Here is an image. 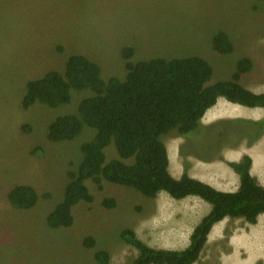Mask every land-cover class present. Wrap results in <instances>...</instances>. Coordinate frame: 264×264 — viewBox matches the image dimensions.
I'll use <instances>...</instances> for the list:
<instances>
[{"label":"rangeland","instance_id":"obj_1","mask_svg":"<svg viewBox=\"0 0 264 264\" xmlns=\"http://www.w3.org/2000/svg\"><path fill=\"white\" fill-rule=\"evenodd\" d=\"M220 31L228 34L232 52L215 50L213 39ZM125 48L133 49L134 63L201 57L213 67L209 84L232 80L239 62L249 59L253 66L241 84L264 93V1L0 0V264H99L94 257L98 250L110 254L111 264H128L139 251L122 239L125 229L153 248L189 246L191 221L187 225L183 213L196 200L195 219L203 218L207 211L200 197L176 201L161 194L150 198L132 187L104 181L99 189L86 180L94 201H80L73 208V225L53 228L47 221L64 200L70 174L78 173L81 145L97 134L85 125L74 140L53 142L49 127L60 116L79 115L81 102L93 92L73 90L69 104L51 107L37 102L25 110L27 83L49 71L64 73L67 60L77 53L99 64L104 80H125ZM242 125L226 122L197 135L192 132L188 148L205 154L202 145L207 140H217L213 145L220 147L224 135L232 136L227 132ZM247 128L252 130V125ZM174 134L162 140L171 144ZM107 156L120 158L114 146L107 149ZM217 156L221 158L220 148L209 157ZM16 185L36 190L39 199L33 208L10 204L8 194ZM106 197L116 199L114 209L102 206ZM244 224L225 219L221 224L225 231L208 237L195 264H222L233 253L230 236L239 235ZM87 237L96 240L94 248L85 246ZM246 254L250 253L240 251L244 259Z\"/></svg>","mask_w":264,"mask_h":264},{"label":"trees","instance_id":"obj_2","mask_svg":"<svg viewBox=\"0 0 264 264\" xmlns=\"http://www.w3.org/2000/svg\"><path fill=\"white\" fill-rule=\"evenodd\" d=\"M213 46L221 53H230L234 48L223 31L215 35ZM123 56L128 68L125 80L117 77L104 80L99 64L77 53L67 60L64 73L49 71L27 83L22 101L25 110L37 102L51 107L69 104L73 90L93 92V96L81 102L79 115L60 116L49 127L48 136L53 142L74 140L85 125L96 129L97 134L81 145L83 158L78 173L70 174L64 200L48 216V224L53 228L71 226L75 221L73 208L80 201H94L86 180L99 189L104 181L132 187L150 198H156L160 192L179 200L197 196L212 209L195 227L185 249H156L131 229L121 233L122 239L139 251L138 257L128 264H195L217 223L227 218L257 223L264 214V186L252 176L249 156L229 164L240 177V187L235 192L220 191L190 177L187 170L176 179L169 171L168 149L162 137L173 132L181 136L200 132L202 118L220 97L234 104L264 108V93H255L241 84L242 76L253 66L249 59L239 62L232 80L209 84L213 67L198 56L134 63L132 48H125ZM251 125L261 134L264 118ZM110 146L115 147L120 158H108ZM38 199V193L29 185H16L8 194L10 204L20 209L33 208ZM101 204L114 209L117 201L106 197ZM84 244L94 248L96 240L87 237ZM94 257L99 264H111L110 254L105 250L96 251Z\"/></svg>","mask_w":264,"mask_h":264},{"label":"crops","instance_id":"obj_3","mask_svg":"<svg viewBox=\"0 0 264 264\" xmlns=\"http://www.w3.org/2000/svg\"><path fill=\"white\" fill-rule=\"evenodd\" d=\"M263 118L264 108L262 107H246L231 103L226 98L220 97L216 105L211 107L202 118L201 131L215 124H226V122H239L244 126H236L233 130L227 132L232 136L225 134V142L220 147L217 143L213 145L217 140L212 143L207 140L205 145H202V148L207 151L205 154H198L195 150L188 148V142L193 141L192 134L183 136L174 134L176 140L171 144H166L164 142L169 154L170 173L173 177L179 179L185 173V170H187L190 177L210 184L220 191L235 192L240 187V177L229 164L237 163L241 161L244 156H249L252 159L251 174L262 186H264V131L259 134L255 129L252 128V130H250V128H247L251 124V121L257 122ZM198 133L195 134L197 135ZM219 148L221 151V158L218 156L215 158L209 157L210 155L213 156ZM214 161L219 164L213 165ZM161 194L169 195L166 192H160L157 197ZM189 197L199 198L197 196ZM189 197L180 200L173 197L171 198L176 201H184ZM199 200H201L202 206L206 208L207 212L205 215L208 214L212 209L211 205L201 198H199ZM196 202V200L190 201V206H188V209L183 213V219L187 225L188 221H191L188 231L190 236L195 227L202 220V218L195 219L197 207H193V204ZM224 221L225 220L217 223L213 227L209 239L216 226L217 233L215 236H219V233L225 231L226 227L223 228L221 226ZM243 222L245 224L241 233H239V235L232 234L230 236V244L233 253L232 255L229 254L231 255L230 257L223 258L222 264H259L260 262L264 264V214L259 216L256 224ZM156 249L182 250L181 247H157ZM240 251L250 254H246L247 256L244 259L240 255Z\"/></svg>","mask_w":264,"mask_h":264},{"label":"bare ground","instance_id":"obj_4","mask_svg":"<svg viewBox=\"0 0 264 264\" xmlns=\"http://www.w3.org/2000/svg\"><path fill=\"white\" fill-rule=\"evenodd\" d=\"M192 233V232H191ZM217 233V226L214 228V231L212 232V236H214V234H216ZM211 236V237H212Z\"/></svg>","mask_w":264,"mask_h":264}]
</instances>
